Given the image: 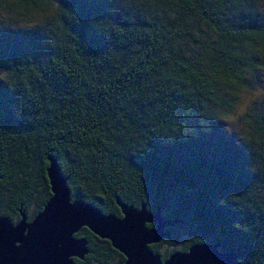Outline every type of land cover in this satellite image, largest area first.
<instances>
[{
    "label": "trees",
    "instance_id": "trees-1",
    "mask_svg": "<svg viewBox=\"0 0 264 264\" xmlns=\"http://www.w3.org/2000/svg\"><path fill=\"white\" fill-rule=\"evenodd\" d=\"M48 158L71 199L176 216L162 259L264 264V0H0V214L41 209Z\"/></svg>",
    "mask_w": 264,
    "mask_h": 264
},
{
    "label": "water",
    "instance_id": "water-1",
    "mask_svg": "<svg viewBox=\"0 0 264 264\" xmlns=\"http://www.w3.org/2000/svg\"><path fill=\"white\" fill-rule=\"evenodd\" d=\"M45 176L50 196L32 219L27 221L21 210L14 224L0 217V264H77L70 257L82 259L87 253L85 240L73 236L81 227L106 240L123 256V264H240L233 253L220 251L214 242L193 243L161 260L149 245L168 236L164 228L180 222L176 216L163 218L158 207L148 211L143 203L136 208L115 200L117 216L71 199L66 178L52 158ZM149 223L153 226L147 227Z\"/></svg>",
    "mask_w": 264,
    "mask_h": 264
},
{
    "label": "flooded vegetation",
    "instance_id": "flooded-vegetation-1",
    "mask_svg": "<svg viewBox=\"0 0 264 264\" xmlns=\"http://www.w3.org/2000/svg\"><path fill=\"white\" fill-rule=\"evenodd\" d=\"M5 210V205L3 204V205H1L0 206V213L2 212V211H4ZM25 212V211H24ZM38 212V211H37ZM36 213V212H35ZM35 213L33 214V215H31L30 217L25 213V217H26V220L27 221H29L30 219H32V217L35 215ZM12 214V213H11ZM115 215H117V216H120V214H119V211H118V213L117 214H115ZM0 217H6V218H8L13 224L14 223H16L18 220H19V216H18V213H17V216H14V214L12 215V217H8L7 215H4V214H0ZM148 225H150V223L149 224H146V226L147 227H150V226H148ZM152 226H153V224H152ZM166 228V227H165ZM164 228V230H166ZM84 230H86V231H88L85 227H81V228H79V230L76 232V233H74L73 234V236L74 237H76V238H83L84 240H85V247H86V249H87V253H85L84 255H83V257H82V259H78L77 257H70V259L73 261V262H75V263H77V264H99V261L98 260H96L95 262H93V261H89V257H88V255L90 254V251H89V248H88V241H87V238L86 237H84L83 236V234L84 235H86L87 236V232H84ZM89 232V231H88ZM90 234H91V243L92 244H94V245H97L98 244V241H99V243H104V244H106L108 247H110V245H109V243L106 241V240H104V239H100V238H98V237H96V236H94L91 232H89ZM79 234V235H78ZM97 243V244H96ZM155 244H157L158 245V250L162 247V245L164 244L163 242H161V241H159V242H157V243H155ZM151 245V244H150ZM150 245H149V248H150ZM113 249V248H112ZM157 253V252H156ZM159 254V253H158ZM112 257L111 258H109L110 260V262H111V264H120V259H121V255L119 254V252H117V253H115V252H112V255H111ZM161 258V257H160ZM161 260H163L162 258H161ZM123 262H124V259H123Z\"/></svg>",
    "mask_w": 264,
    "mask_h": 264
},
{
    "label": "rangeland",
    "instance_id": "rangeland-1",
    "mask_svg": "<svg viewBox=\"0 0 264 264\" xmlns=\"http://www.w3.org/2000/svg\"><path fill=\"white\" fill-rule=\"evenodd\" d=\"M172 247H173V246H169V245H167V244H163L162 247H161L160 249H161V251H163V252H167V251H169Z\"/></svg>",
    "mask_w": 264,
    "mask_h": 264
}]
</instances>
